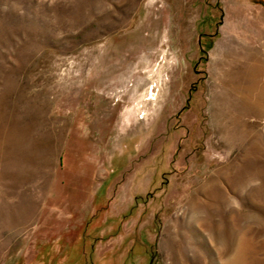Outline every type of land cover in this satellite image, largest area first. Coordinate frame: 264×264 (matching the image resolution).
Listing matches in <instances>:
<instances>
[{
    "label": "rangeland",
    "instance_id": "374dc122",
    "mask_svg": "<svg viewBox=\"0 0 264 264\" xmlns=\"http://www.w3.org/2000/svg\"><path fill=\"white\" fill-rule=\"evenodd\" d=\"M263 20L264 0H0V208L53 193L38 222L0 214V264H264V117L225 128L212 74L225 41L263 51Z\"/></svg>",
    "mask_w": 264,
    "mask_h": 264
},
{
    "label": "crops",
    "instance_id": "0c3cea01",
    "mask_svg": "<svg viewBox=\"0 0 264 264\" xmlns=\"http://www.w3.org/2000/svg\"><path fill=\"white\" fill-rule=\"evenodd\" d=\"M247 45L244 49L239 46V43L225 41L224 46H220L219 49V53H222V55L213 63L212 74L215 82L219 84L218 86L234 90V92L231 91V94L226 91L224 98L220 95L222 93L217 94L221 97L217 100L218 103L216 102L219 106L216 118L224 122L223 126L225 128L229 125L228 122H230V125L236 121L252 120L256 122L259 118L264 117V49L261 51L256 46L251 45L250 42ZM241 57L243 60L240 59ZM242 63L247 66V70L245 72V69H243L241 73L240 66ZM245 87L247 89L246 93L241 91ZM52 194H48L46 198ZM46 198L41 197L36 201L34 200V203L27 207L23 205L17 208V206L14 210L0 208L2 209L0 214L14 216L20 215L18 210L22 211L21 215L25 212L31 214L35 210H39L38 222L45 216L42 211L45 200L51 197Z\"/></svg>",
    "mask_w": 264,
    "mask_h": 264
},
{
    "label": "bare ground",
    "instance_id": "6f19581e",
    "mask_svg": "<svg viewBox=\"0 0 264 264\" xmlns=\"http://www.w3.org/2000/svg\"><path fill=\"white\" fill-rule=\"evenodd\" d=\"M148 95H149V97H150L151 99H153V98H155L156 93H155V91H154L153 89H151ZM142 113L145 114V111L142 112Z\"/></svg>",
    "mask_w": 264,
    "mask_h": 264
}]
</instances>
